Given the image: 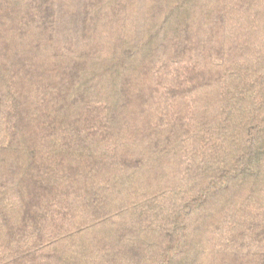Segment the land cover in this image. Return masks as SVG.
I'll return each instance as SVG.
<instances>
[{"label": "trees", "instance_id": "obj_1", "mask_svg": "<svg viewBox=\"0 0 264 264\" xmlns=\"http://www.w3.org/2000/svg\"><path fill=\"white\" fill-rule=\"evenodd\" d=\"M0 264H264V0H0Z\"/></svg>", "mask_w": 264, "mask_h": 264}]
</instances>
